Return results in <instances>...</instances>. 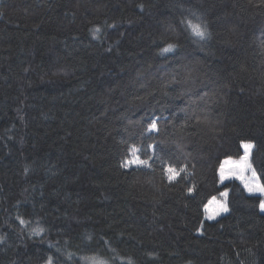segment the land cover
I'll list each match as a JSON object with an SVG mask.
<instances>
[{
  "label": "trees",
  "instance_id": "obj_1",
  "mask_svg": "<svg viewBox=\"0 0 264 264\" xmlns=\"http://www.w3.org/2000/svg\"><path fill=\"white\" fill-rule=\"evenodd\" d=\"M243 142L264 186V0H0V264H264Z\"/></svg>",
  "mask_w": 264,
  "mask_h": 264
},
{
  "label": "rangeland",
  "instance_id": "obj_2",
  "mask_svg": "<svg viewBox=\"0 0 264 264\" xmlns=\"http://www.w3.org/2000/svg\"><path fill=\"white\" fill-rule=\"evenodd\" d=\"M244 144H252V143L251 142H243L241 144L242 155L239 158H237V159L226 158V159H224L222 161V163H221V165L219 167V170H218V179H219V182H221V183L225 182L227 180H230V179L238 180L243 185V187L245 188V191L247 193L259 195L261 197V202H262V201H264V194H261L258 191L249 192L248 189L245 187V183H248L249 185H256V184L261 185L260 180H259L256 172L252 168V165H251L250 169H245L244 170L243 179L238 178L240 170H239V168L236 167V165L240 163L241 158L244 155V151L245 150H244V148L242 146ZM251 151H252V149H251ZM131 158L132 157L130 156V159ZM249 163L251 164V152H250V156H249ZM130 166H133V165H130ZM130 166H128V167H130ZM222 166H223V171H224V174H225V177H226L224 180H221V178H220ZM125 168H127V167H125ZM253 171L255 172V175H253ZM224 193H226V192L221 193L220 197H211L207 201V203L205 204V206L203 208L204 209V218H205V220H215L219 216H221L224 213H226L224 211H220L219 214L216 215L214 219H208L207 218L209 215L212 214L213 211H215L217 209V207L219 205H225L227 207V209H228V206H227V195L226 196L223 195ZM206 208L208 209L207 212H206ZM259 211L264 213V211H261V209H260V204H259ZM119 261H120L121 264H131V262L129 260H119ZM82 263H84V264H107L105 261H103V260H101V259H99L97 257H92V256L83 258L82 259Z\"/></svg>",
  "mask_w": 264,
  "mask_h": 264
},
{
  "label": "snow or ice",
  "instance_id": "obj_3",
  "mask_svg": "<svg viewBox=\"0 0 264 264\" xmlns=\"http://www.w3.org/2000/svg\"><path fill=\"white\" fill-rule=\"evenodd\" d=\"M188 27L191 29L192 33L195 36H197V37H199L201 39L205 38L206 30L204 29V27L200 23H193L192 21H188ZM96 31L98 32L99 29H96ZM170 48H171V46H169V48H165L163 51L167 52V51L170 50ZM156 127H157L156 122L153 121L151 123L150 128H149V131L156 130ZM242 146H243V148L245 150L244 151V155L241 158L240 163L236 165V167L239 168V170H240L239 176H238V178H240V179H243L244 170L251 168V164L249 163V156H250L251 149L254 147L252 144H244ZM137 152H138V149L133 148L131 150V157L132 158L126 160L125 163L122 165V167H128L130 165L146 166L148 162L146 160L140 159V157L137 155ZM180 171H183V169H180L179 171H177L174 168H171V167L168 168L167 172H168V180H169V182H172L173 180H175L179 176ZM253 175H255L254 171H253ZM220 178H221V180H224L226 178L225 174H224V171H223V166L221 168V176H220ZM245 187L248 189L249 192L258 191L261 194H264V186H261L259 184L249 185L248 183H245ZM189 191H191V189H189ZM223 195L226 196L227 194L224 193ZM260 209H261V211H264V201H262L260 203ZM207 211H208V209L206 208V212ZM220 211L227 212L228 209H227V207L225 205H219L217 207V209L215 211H213L212 214L209 215L207 218L208 219H214L215 216L218 215ZM21 223L23 224L24 221L21 220ZM36 231L38 232L40 230H36ZM49 264H51V259H49Z\"/></svg>",
  "mask_w": 264,
  "mask_h": 264
}]
</instances>
